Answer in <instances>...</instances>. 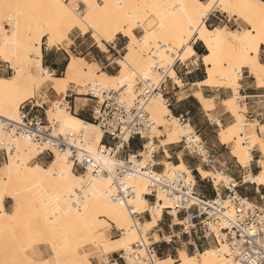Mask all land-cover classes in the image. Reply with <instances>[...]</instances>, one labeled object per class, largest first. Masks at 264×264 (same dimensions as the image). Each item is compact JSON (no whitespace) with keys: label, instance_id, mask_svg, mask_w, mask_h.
<instances>
[{"label":"snow or ice","instance_id":"6c2138e0","mask_svg":"<svg viewBox=\"0 0 264 264\" xmlns=\"http://www.w3.org/2000/svg\"><path fill=\"white\" fill-rule=\"evenodd\" d=\"M152 44L157 49L153 56L163 49L173 61L191 57L193 62L201 59L200 45L206 44L210 55L201 62L211 61L212 67L219 62L233 79L234 90L250 83L264 88V0H0V74L15 73L11 80L0 81V88L15 90L17 103L37 95L39 85L60 92L62 86L76 83L71 74L80 68L103 75L109 65H115L123 81L126 70L136 71L137 62L129 59L133 49L142 54ZM123 52L128 55H118ZM46 65L67 68L69 74L54 81ZM169 73L175 79L176 72L169 69ZM21 79L33 85L31 92L12 89ZM258 132L260 137L248 142L258 146V163L264 167V120ZM13 151L19 148L10 147L8 156ZM245 156L241 163L254 160L247 151ZM35 170L50 175L53 181L62 179L51 168L45 171L37 166ZM89 189L95 191L91 184ZM47 191L52 195L42 201L44 223L33 209L10 240L0 241V247L19 258L0 264H112L105 256L113 250L110 245H123L111 240L100 246L92 237H104L107 229L120 225L107 213L90 215L89 203L76 202L71 189L61 184ZM5 197L16 200L7 183L0 186V212ZM62 201L68 205L67 211ZM20 210L17 201L13 217ZM62 254L71 259L62 260Z\"/></svg>","mask_w":264,"mask_h":264},{"label":"built area","instance_id":"2783aa9c","mask_svg":"<svg viewBox=\"0 0 264 264\" xmlns=\"http://www.w3.org/2000/svg\"><path fill=\"white\" fill-rule=\"evenodd\" d=\"M198 63L192 58L182 62L175 61L173 66L156 65L154 70L158 72L159 79L143 80L141 89L136 93L130 103L122 100L119 91L114 89H99L96 94L91 87H86L84 98H90L95 102L91 110L92 122L98 125L102 135V146L97 148L101 154L114 160L115 178L111 183L109 199L113 203L125 206L130 211L134 221L142 223L148 211L136 212L129 200L136 195V187L132 184L136 178L142 177L148 182V191L145 197L152 199L154 203L159 195L171 201V207L163 210L167 217L168 228L178 227L175 234H171V242H184L194 251H200L216 243V252L233 259L239 264H264V195H260V202H251L247 197L238 194L237 183L225 186L228 194L224 198L216 193L215 198L207 199L196 191V181L189 180L180 172H165V166L158 162V156L162 153L166 156L164 147L155 138V130L159 128L152 120L148 111L152 99L162 96L163 87L169 80V69L181 65L186 73H190L189 67ZM73 93L60 98L57 107L65 108L72 113ZM74 104V103H73ZM165 105L169 107L168 101ZM37 110L42 107L23 104L19 109L20 123L6 121L4 129L11 141L1 143L0 160H8L7 149H15L16 139H26L43 148L42 154L54 155L55 152L65 153L73 163L74 171L84 172L92 177L105 174L104 167L86 149L83 141V130H66L63 134L55 132L56 125H51L46 118V111L41 115ZM74 113V112H73ZM181 125L188 124L186 118H178ZM197 132L181 137L180 142L190 157L201 162L214 173L216 161L213 155L205 148L204 143L197 142ZM138 141L140 151L131 150V142ZM168 145V146H173ZM166 146V147H168ZM133 154V155H131ZM161 168V171L158 169ZM216 191L212 179H208ZM83 192L77 193V202L84 200ZM138 225V224H137ZM164 241V240H163ZM161 242H151L149 246L138 243L132 246L131 252L119 251L112 253V264H155L156 259L163 253L156 249ZM220 243L224 244L223 249ZM188 252V251H187Z\"/></svg>","mask_w":264,"mask_h":264},{"label":"bare ground","instance_id":"6f19581e","mask_svg":"<svg viewBox=\"0 0 264 264\" xmlns=\"http://www.w3.org/2000/svg\"><path fill=\"white\" fill-rule=\"evenodd\" d=\"M203 45L207 49V54L205 56H209L210 53L208 51L207 45ZM152 49L155 50L152 53L157 52L154 44L144 48L142 54L139 50L133 49L129 59L131 61L137 62L136 71L134 73H129L126 70L123 81L119 79L121 75L120 71L118 76L112 77L106 73L103 75H98L80 68L73 70L71 74L72 79L76 81V83L69 84L67 87L62 86L61 91L56 93V95L60 97V95L66 93L69 90L74 91L78 95H83L85 91L83 92L82 86L84 84H89V87H91V90L94 94H96L99 89H114L120 92L122 100L131 104L136 96V93L141 89V83L143 80H152L154 82L158 81V72L154 70V67L157 64L163 66H173L175 63V61L170 58V54L165 53L163 49L159 50L158 55H149V52ZM176 51V49L173 50L174 53ZM125 55H128L127 52ZM189 58L191 57L182 59L181 61L184 62ZM205 66L207 78L204 82L195 86L200 89L199 91L195 92V97L199 100L204 110L210 112L215 109V104L212 100H208L203 97L201 92L202 87H219L234 91V96L228 100H225L223 104L226 110L235 118V122L228 127H222L219 124L221 126V130L218 134V138L221 144L225 146H232L231 155L237 160V163L241 167H249L252 161L244 164L241 163V160L246 159V151L252 154V152L257 149L259 152L258 146H250L248 142L250 139H258L260 137L259 133L257 132L258 130H256L258 123L255 124L251 122H243L244 115L242 113L246 110L245 108L240 107L238 104V100L240 98L239 89H233V79L229 77L227 70L219 62L216 63L215 67H212L211 61L209 64H205ZM171 71L174 70L171 69ZM68 74V69L66 68L63 76L53 75V80H63ZM13 75H15V73ZM168 76L174 81L178 79L179 83L176 84L180 87H183V83L177 74L175 79L170 73ZM11 79L12 77H0V81ZM129 85L131 86L129 87ZM44 86L48 87L47 84H43L37 86L36 90H39ZM18 88H24L27 92H31L33 85L31 83H26L23 79H21L18 85L12 86V89ZM36 96H28L26 99H21L19 103H17V94L15 90L10 91L8 86L0 88V145L1 143L8 144V140L11 141L10 136L4 129V124L6 121L16 124L20 123V107L27 101L35 99ZM84 101H87V99H84ZM51 104L52 105L46 109V118L51 125H56V127H54L55 132L63 134L66 132V130H83L84 145L86 149L93 155V157L104 167L105 174L96 177H92L86 173L77 174L73 169V163L69 160L68 155L58 152L54 153V158L47 167H44L38 163L32 165L31 162L42 154L43 148L29 140L16 139V141H13V144L15 148H19V151H13L11 156H8V162L2 168H0V179L3 181L0 186L7 183L8 189L16 194V200L11 201H13L15 207L17 201H19L21 204V210L15 217H13V212L5 211L3 203V212H0V241H3V238L6 239L9 234L13 233L14 228L23 223L26 217L32 213L33 209L37 210L39 222L43 224L45 210L43 208L42 201L45 199V197H51L52 195V193L47 191V189L54 184H61L65 188L71 189V191L75 194L73 198L75 201L77 198V193L83 192V201H87L91 206L89 209L90 215L99 213L102 217L104 213H107L112 217L114 222L120 225V227H117L116 229L120 232L121 236L113 240L118 241L123 245V247L110 245L113 250L109 251L105 255L119 251L131 252L132 246L138 243H142L144 246H149L151 241H149L147 233L151 229L158 226L159 221L163 216V210L171 207V201L168 198L159 195L155 204L150 205V202L145 197L147 194H149L147 180L142 177L136 178L134 181H132V184H134L136 187V195L129 200V204L134 205L136 212L148 211L150 214V220L146 223H138L137 221L135 222L127 207L117 205L109 199L110 186L115 178V164L112 158L97 151V148L103 145V135L98 125L81 120L74 114L67 111L65 108L57 107V101H52ZM38 105H48V100L41 104L38 103ZM148 111L152 120L159 128L167 126L170 127L164 139H162L163 135H161L162 129L155 130V134L157 133L155 138L160 140L161 146L165 148L167 156L170 157L166 150V146L180 142L181 136L193 134L194 130L189 124H186L185 126L180 124L178 118L173 116L169 108L165 105V100L162 96H158L151 100L148 106ZM196 141L201 142L202 140L199 136H196ZM257 164L260 169L259 173L257 175L250 174L246 176L245 181L247 183L251 182L258 186L264 187V167H261L258 162ZM8 165H11V167L9 168ZM37 166H39L41 169H45V171H47L48 168L53 169L55 174L58 177H62V179L53 181L50 175L46 176L44 172L36 171L35 169ZM164 166L166 168V173L180 172L185 174L189 180L195 181L192 172L184 162L179 164L164 162ZM6 169L7 171H5ZM198 172L203 179H212L216 186H219L222 182H224L226 186H228L230 183L235 184L232 178L220 172H209L203 170L202 168H199ZM90 184L95 189L94 192L90 191ZM219 196H221V194H219ZM5 199L10 200L9 197H5ZM48 207L51 209L53 205L49 204ZM62 207L65 208V211L68 210V205L63 201ZM75 207L76 204H73L72 213L75 212ZM80 207H82V203L80 204ZM72 213H69V215ZM153 236L156 237L155 243L159 242V237H157V235ZM92 238L95 239L100 246H103L106 241H111L106 237V233L104 237L93 235ZM167 238H169L168 241H165L171 242V238ZM5 241L6 240H4V242ZM220 245L223 249L225 248L224 244L220 243ZM6 252L8 251L5 248L0 247V262L4 261L3 258ZM15 258L17 259L19 256H16ZM60 258L62 260L65 258L71 259V256L65 257L62 254ZM168 261L173 262V264H186V262H191V264H239L231 258L218 254L215 248L198 251L193 255H190L185 250H180L177 259H174L171 256L158 258L156 259L155 264H167Z\"/></svg>","mask_w":264,"mask_h":264},{"label":"crops","instance_id":"0c3cea01","mask_svg":"<svg viewBox=\"0 0 264 264\" xmlns=\"http://www.w3.org/2000/svg\"><path fill=\"white\" fill-rule=\"evenodd\" d=\"M200 47H201V51L198 52V57L201 59L198 60V63L191 66V69H189L190 73H186L184 68L179 64H177L174 68V71L176 72L177 76L180 78V80L183 83V87L177 85L173 79L167 80V82L163 87V98L165 101H168L169 104L168 108L173 114V116H175L176 118L179 117L186 118V121L193 128L194 132L198 133L199 137L201 138L202 142L205 145V148L213 155L216 163L219 164V166L215 164V169L217 170V168H221L222 174L227 173L226 176L232 178L233 181L237 183L238 185L237 192L239 195H241L242 197H247L251 202L259 203L260 195H264V193H262L261 191L263 186H258L251 182L247 183L245 181L246 176L250 174L257 175L260 171L259 166L257 164L259 159L258 156L259 152L257 151V149H255L252 152L254 160L251 162V165L249 167L243 168L239 164L234 165L232 164L230 158L227 156L228 154L226 152L227 146L221 144L218 138V134H219L217 133L218 129L219 128L221 129V126L223 127L225 124L229 123L230 118L232 116L231 113H229L226 110L223 102L225 100L232 98L234 96V91L227 88L202 87L201 92L203 97L208 100H212L215 104V109L210 112L205 111L199 100L195 97V92L200 90L195 86L204 82L207 78L206 66L201 62L202 58L207 54V49L203 44H201ZM118 55H120V53H118ZM45 67L47 68V70H50L55 76L62 75L66 69L64 68L63 70H61L59 66L53 67L51 65H46ZM108 69H105L104 73H106L109 76L114 77L119 73V69L115 65H109ZM0 77L8 78L10 77V72H4L0 74ZM248 79L252 80L254 78L248 77ZM41 97H43L42 94L41 96L40 95L37 96L35 99L29 100L26 103V106L29 107L30 105H34L36 107L45 108V106L48 105L39 106L38 103L36 104L35 102L37 99ZM239 97L240 98L238 101L240 107L245 108L246 110L244 112L246 119L251 123H258L256 126V130H258V127L260 126V121L264 120V88L260 87L258 83L255 86H253L250 83L247 87H241L239 89ZM78 99H82V98L75 97L74 99L71 100L72 113L74 112L73 114L76 115L81 120L86 121L90 119L92 121L91 110L95 106H91V109L88 110L89 113H84V114L82 113L81 115L77 114L76 108H77ZM41 103H43V101ZM37 112L40 114V110H37ZM259 135L261 134L259 133ZM130 146L133 152L140 151L141 149L138 141L131 142ZM166 150L169 153L170 157L167 156V153L164 148L166 156H164L162 153L159 154L158 162L160 164L164 165V162L173 163L172 159H175L176 164L184 162L185 165L192 172L193 177L195 178L196 191L200 190L204 192L205 193L204 197L207 199L215 198L216 193L218 195L222 194L223 191H221L220 193L218 188L216 191L212 186L208 188L204 182V179L202 177H201L202 179L199 178L198 175L199 168L201 167L206 168L210 170L209 172H212L210 168L206 167L202 162H200V164H197V162H193L194 158L190 157L189 155L187 156L182 151H178V149L175 146H168L166 147ZM38 159L45 161L46 157L44 156V154H41L38 157ZM244 169H246V171H243ZM253 169H255V173L252 171ZM161 170H162L161 168L158 169V171ZM223 189L228 194L226 188L224 187ZM148 201L151 202L150 199ZM4 207H5V211L9 212V210L12 208V204H10V201L5 200ZM166 221L168 222L167 217L163 215L162 219L159 221V224L157 226L158 229H156V233L160 239L161 238L164 239L166 237H169L171 234H175L173 228L171 230L168 228V223L166 224ZM181 248H186V250L188 251V247L182 241L181 242L175 241L174 245H171V247L170 246L165 247L162 245H158L156 247V249L161 250L163 253V256L161 258H164V256L167 255L173 256L172 254H174V252L178 254ZM110 258L109 260L111 261ZM120 264L123 263L120 262Z\"/></svg>","mask_w":264,"mask_h":264},{"label":"rangeland","instance_id":"374dc122","mask_svg":"<svg viewBox=\"0 0 264 264\" xmlns=\"http://www.w3.org/2000/svg\"><path fill=\"white\" fill-rule=\"evenodd\" d=\"M11 2V0H5V3H10ZM155 50H151L150 52H149V55L152 53V52H154ZM121 54H123V55H125L126 54V52H123V53H120V55ZM148 55V56H149ZM147 56V57H148ZM189 69H191V67H189ZM13 74H14V72H11L10 73V77H12L13 76ZM64 75V73L62 74V75H60V76H63ZM119 74H117L116 76H118ZM87 86H90L89 84H84L83 86H82V89H83V92L84 93H86V87ZM73 93L74 94V96H73V99L75 98V97H77V98H83V100L82 99H78L77 100V108H76V112H77V114H84V113H89V109H91V106H94L95 105V102H91V100H90V98H84L83 97V95H78V94H76L74 91H71V90H69V91H67L66 93H64V94H62V95H60V97L59 96H57L56 95V93L51 89V88H49V87H42V88H40L39 90H36V93H37V96H41V94H42V96H43V99H42V101L44 102V101H46V100H48V106H45V108H43V111L42 110H40V114L41 115H44V111H46V109L49 107V106H51L52 104V102H50V101H57V99L56 98H53L54 96L55 97H57L59 100H60V98H62L63 96H65V95H67V94H69V93ZM36 96V95H35ZM36 96V97H37ZM84 99H89V100H87V101H84ZM50 100V101H49ZM28 102V101H27ZM26 102V103H27ZM86 102V103H85ZM238 104H239V101H238ZM73 114V113H72ZM243 115H244V112L242 113ZM76 116V115H75ZM244 121V123H249L250 121H248L247 119H246V117H245V115H244V119H243ZM235 122V118L234 117H232L231 116V118H230V122L229 123H227V124H225L223 127H227V126H229V125H232L233 123ZM255 124H257V123H255ZM170 129V127H162V133H161V135H163V137H162V139H164L165 137H166V135H167V133H168V130ZM220 128L218 129V131H217V133H219L220 132ZM157 135V133L156 134H154V136H156ZM182 137V136H181ZM181 137H180V140H181ZM159 140V139H158ZM160 141V140H159ZM7 142H10V140H8ZM173 146H175L177 149H178V151H182V148H183V146L181 145V144H176L175 143V145H173ZM231 150H232V146L230 145V146H227V150H226V152L228 153L227 154V156L230 158V160L232 161V164H234V165H238V163L236 162V159H234L233 158V156L231 155ZM183 153L184 154H186L187 155V153L185 152V151H183ZM44 156L46 157V160L45 161H42V160H40V159H38V158H36L35 160H33L32 162H31V164L33 165V164H36V163H38V164H41V165H43L44 167H47L49 164H50V162L53 160V158H54V155H48V154H44ZM188 156V155H187ZM39 157V156H38ZM188 158V157H187ZM190 158V157H189ZM194 161L193 162H197V164H200V162L201 161H197L196 159H193ZM172 161H173V164H176V162H175V159H172ZM8 162V160H6V161H1L0 160V168H2L6 163ZM218 166H219V164L218 163H216ZM202 168V167H201ZM202 169H204V170H207V171H210V170H208V169H206V168H202ZM217 170H218V172H221L222 171V169L221 168H217ZM243 171H246V169H244ZM248 171V170H247ZM254 173H255V169H253L252 170ZM257 171V170H256ZM77 174H85L84 172H81V171H77L76 172ZM222 173V172H221ZM198 175H199V178L200 179H202L201 178V176H200V174L198 173ZM224 175H227V173H224ZM216 181V180H215ZM204 182H205V184H206V186L208 187V188H210V186H212V183H211V181L209 180V183H208V179H204ZM1 183H3V181H2V179H0V184ZM214 184H215V182H214ZM225 183L224 182H222V183H220V185L219 186H216V184H215V186H216V188H218L219 189V192L221 193V191H223L222 192V194H221V197L222 198H224L225 199V197L227 196V193L224 191V187H225V185H224ZM261 191H262V193H264V187L261 189ZM197 193L198 194H200L201 196H205V193L204 192H202V191H200V190H197ZM5 200H8V201H10V204H12V208L9 210V212H13L14 211V209H15V205H14V203H13V201H11V200H9V199H5ZM150 201L152 202H150V205H153V204H155L154 203V200H152V199H150ZM258 201H259V199H258ZM150 220V217L147 215V216H145L144 218H143V220H142V223H146L147 221H149ZM164 222H165V220H164ZM168 222L166 221V224H167ZM22 224V223H21ZM21 224L20 225H18L17 227H15L14 228V230H13V233H11V234H9L7 237H6V239L5 238H3L4 240H6V241H8V240H10L11 239V237L16 233V231L19 229V227L21 226ZM156 229H158L157 227H155V228H153V229H151L148 233H147V236H148V238H149V241H151V242H155V239H156V237H154L153 235H157V233H156ZM173 229H174V233H177L178 232V230H179V228L178 227H173ZM121 236V234H120V232L116 229V228H109L107 231H106V237L109 239V240H113V239H117V238H119ZM157 237H159L158 235H157ZM168 239L169 238H164V241H163V239L161 238H158V241L159 242H163L162 243V246H165V247H171V245H167L166 243H164L165 242V240H167L168 241ZM3 240V241H4ZM5 241V242H6ZM216 247V243L213 241V242H211V244H210V246L209 247H207V248H204L203 250H200V251H204V250H206V249H211V248H215ZM93 250H96L95 248H93ZM180 250H185V251H187L186 250V248H181ZM179 250V251H180ZM81 252H82V249H81ZM196 252H198V251H194L191 247H188V253L190 254V255H193L194 253H196ZM109 255H111V254H107V255H105L106 256V258H108V256ZM166 255V254H165ZM173 256H171L172 258H174V259H177L178 258V256H179V252H178V254H176V252H174V254H172ZM176 255V256H175ZM16 256H18L17 254H14V253H11V252H6L5 254H4V258H3V260L4 261H11V260H13V259H16L15 257ZM168 256V255H167ZM167 256H164V258L165 257H167ZM93 259H96V257H94ZM4 261H2V262H4ZM128 264H132V263H130L131 261H129L128 260Z\"/></svg>","mask_w":264,"mask_h":264},{"label":"trees","instance_id":"16d2710c","mask_svg":"<svg viewBox=\"0 0 264 264\" xmlns=\"http://www.w3.org/2000/svg\"><path fill=\"white\" fill-rule=\"evenodd\" d=\"M86 122L93 123L90 119L89 120H86Z\"/></svg>","mask_w":264,"mask_h":264}]
</instances>
